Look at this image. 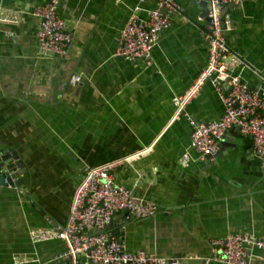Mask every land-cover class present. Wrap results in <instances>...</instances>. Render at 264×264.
I'll return each mask as SVG.
<instances>
[{
	"label": "crops",
	"instance_id": "crops-1",
	"mask_svg": "<svg viewBox=\"0 0 264 264\" xmlns=\"http://www.w3.org/2000/svg\"><path fill=\"white\" fill-rule=\"evenodd\" d=\"M49 1L0 0V154L14 153L28 170L22 186H0V264H61L55 257L65 243L36 241L32 233L67 223L90 168L132 156L116 170V182L160 211L143 220L115 216L111 230L129 251L164 264H208L211 239L264 237V167L252 138L233 129L223 153L202 158L191 148L189 121L173 120L175 98L209 62L203 0H174L181 12L150 62H130L117 51L130 14L139 8L146 17L156 8L151 0H60L73 36L68 55L38 58L35 11ZM225 8L233 73L257 90L264 82V0ZM74 76L81 77L75 86ZM187 111L202 124L223 117L213 80ZM249 251L248 264H261L264 250Z\"/></svg>",
	"mask_w": 264,
	"mask_h": 264
},
{
	"label": "built area",
	"instance_id": "built-area-1",
	"mask_svg": "<svg viewBox=\"0 0 264 264\" xmlns=\"http://www.w3.org/2000/svg\"><path fill=\"white\" fill-rule=\"evenodd\" d=\"M156 8L141 17L138 8L130 14L121 31L118 56L136 62H150L160 35L171 24L174 14L181 12L174 0H151ZM242 0H209L206 40L209 46V62L195 83L183 96L174 100L173 120L185 117L191 127V148L202 158L216 157L221 142L233 129L254 143L253 153L264 167V82L259 89H251L240 75L233 73L232 59L224 35L226 21L224 8ZM60 0H50L37 7L35 16L40 20L38 58L66 57L73 41L65 21L60 17ZM231 56L230 61L227 60ZM213 80L224 104V115L211 124L198 123L187 109L201 93L204 84ZM80 76L72 78L78 85ZM135 156L115 160L90 168L76 189L67 223L56 232L34 231L36 241L53 237L65 243L66 251L57 257L61 264H164L157 256L145 251H129L111 227L115 216L128 214L131 219L143 220L155 217L160 208L134 195L132 190L116 182L115 172ZM7 187L14 188L8 185ZM55 235V236H53ZM212 255L206 262L218 264H248L249 247L264 250V237L229 234L210 240ZM196 257L190 256L188 260ZM23 262H19L22 264Z\"/></svg>",
	"mask_w": 264,
	"mask_h": 264
},
{
	"label": "water",
	"instance_id": "water-1",
	"mask_svg": "<svg viewBox=\"0 0 264 264\" xmlns=\"http://www.w3.org/2000/svg\"><path fill=\"white\" fill-rule=\"evenodd\" d=\"M208 2L209 0H203L200 2V10L202 11L201 19L205 20L206 22H209L208 18ZM237 5L231 4L227 8H225V12L227 9L236 8ZM224 13V11H223ZM224 141L227 140V137L225 136L223 138ZM229 147V144H225V142H221L219 154L223 153L225 149ZM234 147V146H232ZM217 155V156H218ZM209 159L212 158L211 156L208 157ZM0 186L7 187L4 184V181L6 180L8 182V185L14 187H20L24 184V178L23 175L28 172L27 168L25 167L24 163H22L18 156H16L14 153L7 151L0 154ZM261 264H264V260Z\"/></svg>",
	"mask_w": 264,
	"mask_h": 264
}]
</instances>
